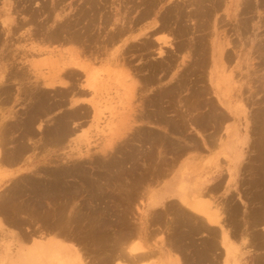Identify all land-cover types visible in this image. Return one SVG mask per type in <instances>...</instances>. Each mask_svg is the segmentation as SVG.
<instances>
[{"label":"rangeland","instance_id":"rangeland-1","mask_svg":"<svg viewBox=\"0 0 264 264\" xmlns=\"http://www.w3.org/2000/svg\"><path fill=\"white\" fill-rule=\"evenodd\" d=\"M148 1L149 0H107L106 2H103L104 4L101 3L99 5L98 11H100V14L98 13L95 16L94 14H92V11H87V9L89 8L87 7L88 5H84L83 1L81 0H61L60 7L43 8L41 10L47 11L42 12V14H38L37 17H35V13L37 12L36 10L38 9V5L40 4L33 2V6H36L37 9L36 7L34 8L31 4L32 10L36 11L34 13V16L31 17L32 21L31 19H29L30 15L26 16V19L28 21L30 20L29 23L31 24H27L22 31L19 30L22 33L17 32V35L15 34V36L12 38V41L14 40L15 42V44L13 43L12 48L16 50L14 51V57H16L11 59V57L9 56V58L7 59V67H10L9 70H13V72H9V70H7V72H9V80L10 82H12V88L10 90L11 94L0 98V132H2L3 130V132L0 134L4 136L2 139L4 146L2 147L3 150L14 151L19 147V145H23L26 147V155L24 153V159L22 162L20 161V163L15 162L14 164H5L3 167L1 166L2 172L0 171V196L2 193H5L8 190V181L11 179L17 178L26 181L42 180L43 183H46V181L48 183H51L50 180L54 178V171H58L60 169L61 171H63V169H65L66 171L69 170L70 172V170L74 166H77L79 170H85L88 175H91L93 172L94 176H91H93L94 178L99 177V180H108L109 177V179H113L112 181L114 182H111V184L117 183L118 186H116V188L109 185L106 186L105 189L107 190V195H105V197L103 198L104 200L99 199L98 197V199H96V196H94L90 192L88 193L87 190V192L84 191L76 196L75 201L71 200L72 205L69 204L71 206H74L75 209L79 208L78 210H80L81 208L83 211L75 210L79 213L86 212L85 214L81 213V215H89V212L91 211L92 213L90 216L92 217L94 216L93 214L96 213V210H100L99 212H101L102 210L101 213L103 215L105 214V217L101 213L99 214H101L105 219H111L109 225L106 226L107 223L103 225L107 227V230L109 227V231H106V228L104 227V229L102 227L104 235H99L102 231L100 233L98 232L99 234L96 233V235H94L95 232H93V228H91L93 220L88 219L90 218L88 215V218L86 220L90 221L91 229H89V225H83L84 222H78L79 226L74 225L75 227L73 226V228L71 229L76 238L75 241H73L75 243V245H73L75 246L74 248L78 252L81 251L82 257H84L85 261H89V264H92L91 262H94V260L98 258L99 259L96 261L102 262L107 257L108 248L106 249V247L108 246L106 245L112 242H109L108 240L109 243H107V239H110L109 237L111 236L110 240H112V236L114 235L116 236V238H113H115V240L117 241H113L110 244L117 246L118 248L124 246L127 249L136 247L140 248V250L143 249L144 252L148 251L150 253L148 257L142 259L141 262L143 263L139 262V264H177L175 261H179V264H181V262L193 260V256L196 254L195 252L189 251V249H195V246L201 241L200 238L202 235L195 236L196 242L193 243V245H185L187 246L185 247L183 246L184 244L179 243L180 241L176 244L175 241H173L175 246L170 247L168 241L171 243L170 239L172 234V226L171 222L166 221H171L173 218L177 217L176 214H169L170 217L167 215L168 217L165 220L166 223H164L163 220L158 221L156 218H153L152 214L155 215L156 212H158L157 214H159L160 211H162L161 209L165 208L167 203L157 205V202L154 203V201H157V199L160 201L167 198L169 195L165 193V191H168V189H171V191L175 189V192H171L173 196H171L168 200H174L177 197H179L180 199V196L182 194H190L192 195L191 197H196V199L197 197H199V193L201 190L197 185L193 187L189 186V180L191 181L194 177L198 178L197 176L199 174V170L198 162L196 161V159L198 158V156L200 157V159H203L206 154V149L202 148L201 146L193 147L190 149V151H186L185 155L181 154V152L176 153L175 151H172V147L170 146V144H167V146L166 141L163 144L159 143L160 141H157L155 139L157 138L158 134L162 133L163 130L161 127H167V125L158 124V122L155 121V117L157 115V113L155 114V112L164 111L165 116L169 118V121L177 120V116H179L183 109L185 110V112L187 111V114L195 112V114H198L199 112H201V108L196 107L193 111V106L196 104L198 98H202L204 100V97H206V95H208V98L211 97L213 99L214 105L217 109H219L220 105L225 106V101H233V105L237 107V115L239 116V118H248L247 116L251 113V111L259 110L262 106H264V100H262L260 107L257 109L256 106H253L252 103V101L256 98L259 101H261V97L264 98V90H262L263 88H260V86H262L261 80H263L264 78V51L260 52V50L257 49L261 46V40L264 38V3L261 4L259 0H250L252 4H254V7L250 8L252 12H250V9L248 10L250 12L249 13L244 12V7L243 9L242 7H239L238 4L240 3V0H223L224 2L220 0L221 4H217V6H221L219 7L220 9L216 7L214 9L215 11H211V16L203 18L200 16L197 17V15L199 14L196 12L197 7L189 5L188 0L184 1V3L186 2L185 4H187L188 6H185L184 3H182L183 0H159V2L155 6L151 7V9L150 7H147L149 3ZM215 1L216 3L217 1L219 2V0ZM173 4H180L181 7H173ZM199 8L200 7H198L197 11L203 9L204 7L200 9ZM146 10L148 13V17H141L144 12L146 13ZM148 10L150 12H148ZM50 13H52L51 16L49 15ZM101 13L106 18H108L107 22L109 20V16H111V18L113 16L114 20H117V18H119V23L123 24L125 28H127V30L129 29L128 31H126L125 29V33L123 34L122 38L120 37L119 39L123 40V42L115 43L113 45H110L107 42L106 35L108 31L114 28V25H112L113 19L107 25H104V27H106L105 32L101 34L104 37L101 36L99 41L94 42L96 39H98V26L99 28L103 27V25L101 24V20L98 17V15L103 16ZM56 14L60 15L57 19V22L60 21L59 24L63 22V16L65 17V20L67 19L66 17L69 18L71 16L69 18V21L71 20L70 22L72 23L73 21L76 22L78 20V23L76 22L77 26H74L73 28L74 33H79V31L77 30L83 28L82 30L80 29V33L83 34L85 39H87V33H85L84 31L86 30L84 28V25L87 24L89 26L90 22L92 21L91 19H93V27L96 29V31L95 33L94 31H92V33L94 35L93 37L96 39L94 41L87 42L85 46H88V49L84 46V44L82 45L81 43H77V41H71L65 44L63 43V41H61V43H53V41L48 40V34L50 32L52 33L56 28V24L53 23V16ZM82 15L84 16L81 18ZM46 16L48 18L51 17V19L48 20ZM243 19H245V22L247 21L246 23L243 21L244 25L246 24L245 26H243V24L241 23ZM177 20H180L179 22L181 23H178ZM200 22L206 23L204 27H206L207 30L202 27L198 32V28L196 25ZM183 25L189 31L188 33H184L186 35L183 34V31H179L181 30V27L183 28ZM203 29H205L206 31H204ZM34 30H36L35 36L32 35L30 38H28L26 36L28 34L27 32L32 34V31L34 33ZM72 32L73 31L71 30L70 34L68 32L64 33V37L67 36L69 38H72L71 36L75 35ZM36 33L38 34L36 35ZM204 33H209V36H206V40L204 39ZM21 34H23L25 38ZM182 34L185 37H182ZM43 38L45 41L41 40ZM198 39L199 41H201L202 39L203 42H198ZM102 41H104V43ZM51 42L53 44H51ZM147 42L153 47L151 45H147ZM196 42L198 43V45ZM203 43H207V46ZM201 44H203V46ZM80 45L82 46V48L80 47L81 50L92 52L86 55L93 56L94 60L97 59L96 62H94V67L97 70L99 69V71L97 72L100 73L102 78L105 76L104 79L107 82L103 83V87L99 88L97 93L88 96V98H95L93 101H95L96 104L100 107L98 116L94 117V114L91 112L89 113V115L87 114L84 116H80L79 119L74 120L68 119V115L74 108H76V106H78V104L74 105L71 102L73 98L76 99L78 98V96L75 95L74 97V94H70L68 88H70L71 86H76L75 84L77 81H75V77H68L65 73H63L61 78L63 82H66V85H60L58 83L56 84V87H53L51 85L41 84L39 89H35V82L40 81V83H43L44 80H47L53 75H56L54 74V71L50 72V69L53 68V66L49 64L50 61H47V59L51 55L49 56V54L46 53H38L35 50H38V47H40L43 50H54L55 52L58 51V54L56 53L53 54L54 57L52 56L53 59L55 58L56 60L57 55L59 56V51H62L63 57L65 56L67 58L71 55L70 50H76L77 48L80 50ZM119 45L129 52L127 51L128 54H126L127 52L124 54L125 59L117 68H115L114 66H111L112 60L110 59H112L111 54H113V51L117 50V46ZM145 46H147V49H145ZM181 46H183V48ZM197 46H199L197 50H199L200 52H197ZM201 46L206 50H202ZM91 47L95 48V50L97 51H93L94 49H91ZM21 50H24L25 52H21ZM78 51H76V53ZM22 53H24L25 55ZM62 53H60V56H62ZM202 54H204V56ZM201 57H203V59L205 58L204 61ZM69 58H67L66 60H68ZM13 60L16 61L13 62ZM9 63L13 65H9ZM157 63L161 65L159 66ZM154 66L155 68L159 66V69L161 70L154 69ZM187 66L190 69L187 68ZM113 67L115 68V70ZM160 67L165 68L162 69ZM22 68L23 70H21ZM53 69L56 70V65H54ZM16 70L18 71V74L16 73ZM111 70L113 71V73L111 72L113 75H111L109 72ZM191 72H193V74ZM117 73H119L120 75ZM184 73H187L186 76H188L186 77ZM110 75L111 77L107 79V76ZM115 75L120 76L119 79L117 78L116 80ZM182 76H184L182 86L184 85L186 88L182 86L179 88L177 87L175 88L177 89L176 93L174 91L171 92V90H166L167 87L170 89L176 83L180 86L181 81L183 80ZM188 77L190 78L189 80H187ZM165 87L166 89H164ZM163 89L168 92L167 97H164L165 95L162 96V94L160 96L159 92L163 91ZM182 89L184 90V92ZM82 90H85V88H82ZM202 91H205V93H203ZM38 93H40V95ZM209 93H212V95ZM156 94L159 96H157ZM39 96L43 98L45 97V99H47L48 103L50 104H54L55 102L56 106L49 110L48 114L44 116H40V114H42L40 113L35 119H33V123L29 127L27 122L31 115L30 105L31 103L32 106L35 105ZM182 96L185 98V106H181L183 105L181 101ZM50 98L52 99L50 100ZM156 98H159V100ZM60 99H62V101ZM51 101L54 102L52 103ZM174 101L178 102L176 103ZM189 107H192V110ZM209 108V106L207 108L203 107L202 110L205 112L206 109ZM165 110L167 112H165ZM187 114L185 115L187 116ZM208 114H210V111L208 112ZM59 118L61 120L64 119V121H67L68 123L66 124H69V128L73 131L70 136H68L66 139L62 138V140L57 139L58 136H49L48 133L44 132V129L48 130L52 129V127L54 128L55 122L60 120ZM151 118H153V120H151ZM170 118H172L173 120H170ZM193 120L194 119H191V124L189 123V135L190 137L199 140L200 138L197 137L199 133L196 131L192 124ZM53 121L54 124H52ZM188 122L189 118H187L186 121L187 128ZM150 133H153V136H150ZM154 133L158 134L156 135ZM172 136L173 135L169 136L170 139ZM176 137L179 136H173L172 140L176 141ZM159 145L164 146V149H161L162 147H160ZM120 146L122 148H120ZM168 147H170L171 149ZM153 149L155 152L153 151ZM162 150L164 151L163 157H161L162 154L161 156L158 154L159 151H161L162 153ZM149 153L150 155H148ZM151 154H156V156H154L155 159L153 158L154 160L151 159L153 155L148 159ZM211 159L212 158L208 160L210 161ZM105 161L107 163L109 162L110 165H113L108 166ZM212 161H210L209 163L208 161L202 162V168L200 171H204V167L207 166L211 168L214 164V162L212 163ZM103 162L106 166L103 164ZM114 164L116 165L114 166ZM221 164L222 161L217 158L216 167L220 168ZM102 165H104V168L108 167V171L105 170L103 175L102 171L100 170L102 169ZM132 166L134 168L139 167L140 169H133ZM117 170L119 171V174L117 173ZM139 171H141L142 173ZM98 174L102 175V177ZM252 174L253 172L248 175V180H250V182L252 181ZM118 175H121V177L119 178ZM30 176L32 177L30 178ZM115 176L117 178H115ZM65 178L64 181H62L64 182V184H66V182L67 184H70L71 181H74L73 177L66 176ZM120 179H122V181ZM183 180L185 181L187 189L191 192L183 187ZM5 183H8L6 187ZM136 188L138 190H136ZM234 191L239 196L242 189L240 187H235ZM231 193L232 189H230L229 187H220L218 190H214L212 192L211 200L215 202V200L217 199L216 202L218 203L219 201H221L222 197L224 198L222 200L229 198ZM133 195H135V197ZM245 198L242 201V199L239 197V201L242 203H240L242 206H245L247 208V206L251 204V201H249L247 197ZM10 199L11 198H9L6 202V209H9L11 211L13 207L17 209L18 202H20L19 205H21V207H24L27 201L24 196L14 199L16 201L12 199V202ZM202 200L203 198L201 196L200 201ZM28 202V204L33 205L31 199H29ZM208 202L211 209L212 207H216L214 205V202ZM245 202L247 204H245ZM88 203L91 209L88 207ZM74 204L78 205V208L77 206L75 207ZM26 207H24L25 209H23L22 212V208H18L20 210L19 217H23L26 221L23 222L22 228L25 227L24 229L19 228V230H17L18 228H16L10 222L15 215L13 216V214L7 213L8 215L0 216V223L4 222L6 224H0V237H5L4 239L0 240V246L2 247V251H0V254H3L4 252L3 264H7L8 262H10L13 257L15 258V255L22 251L21 249H24L23 251H25V249L27 248L26 250H28L29 247H31L32 244L36 242L37 236L39 237V235L43 233H54V230L52 229V226H54V222L52 224L49 223V221L51 222L52 219L51 217H47L48 214L44 213V209L37 210V208L35 209L33 207V209H31V206H29L30 209L33 210H30L29 212V209L27 210ZM93 208H96V210ZM216 213L218 215L217 211ZM99 214L95 215L100 216ZM151 217L153 218L152 222H150L149 220L151 219ZM17 219L20 220L19 218ZM83 219H80V221H82ZM126 221H129V226H137L138 230H135L136 232L134 235H124L122 239V233L120 231H122L123 225L127 223ZM132 221L134 224L132 223ZM130 223L132 224L130 225ZM70 224L71 223L68 222V226ZM80 224L83 225V227H80ZM10 225L12 227H10ZM263 226V224L254 225L252 222H249L248 227L250 233H248V235L244 236L243 238L236 237L237 239H230V245L227 246L230 251L223 245L218 246L219 252L221 251V253L217 255L219 257L220 254L222 255V257L220 258L217 256V260L219 261V263L256 264V262L259 261L260 257L264 256V242L263 244L261 243V240L264 237V235H262L264 234ZM27 227H30L31 230L27 229ZM174 227L175 226H173V228ZM142 228L144 229V231L142 230ZM91 230L93 234H91ZM25 231L29 232L31 236H24ZM259 232L261 236L259 235ZM105 233H108V236L105 235ZM119 235H121V237ZM104 236L106 237V239L104 238ZM118 237H120V241L119 239H117ZM98 238H100V240ZM174 238L175 237H172L173 240L176 239ZM103 239L106 241H104ZM253 243L255 246L253 245ZM129 244L130 246H128ZM179 244L182 245V248ZM256 244L258 246H256ZM114 246L112 248H116ZM179 246L181 250L179 249ZM77 247L79 249H77ZM256 247H258V249ZM109 248H111V246ZM169 248H171V250ZM99 250L102 251H100L98 255ZM140 250L138 251L143 252V250ZM103 253H105L106 255L102 256ZM101 257L103 258L101 259ZM114 263L119 264L116 261H114Z\"/></svg>","mask_w":264,"mask_h":264},{"label":"bare ground","instance_id":"bare-ground-1","mask_svg":"<svg viewBox=\"0 0 264 264\" xmlns=\"http://www.w3.org/2000/svg\"><path fill=\"white\" fill-rule=\"evenodd\" d=\"M47 1H49V2H47ZM81 1H83V4L84 5H88L87 7H89L88 9H87V11H92L93 13L92 14H94L95 16L99 13L100 14V11H98V7H99V5L101 4V3H103V2H106L107 0H81ZM184 1H187V0H183L182 1V3H184ZM189 1V5H191V6H193V7H197L196 8V12L197 13H199L198 15H197V17H208V16H211V13L213 12V10L216 8V7H221V6H217V4H221L220 3V0H219V2L217 1V3H216V1L215 0H188ZM221 1H223V0H221ZM33 2L34 3H38V4H40V5H38V9H37V7L36 6H33ZM61 0H0V24H1V28H0V98H3V96H7L8 94H11L10 93V90H11V88H12V82H10V78L8 77V75H9V72H13V70H9L10 69V67H7V59L9 58V56L11 57V59L12 58H15L14 57V51H16V50H14V48H12V45H13V43L15 44V42H14V40L12 41V38L15 36V34L17 35V32L19 33V32H21L24 28H25V26L27 25V24H31V23H29L30 22V20L28 21L27 19H26V16L28 15H30V18L29 19H31V17H33L34 16V13L36 14L35 15V17H37V15L38 14H42V12H45V11H47V10H41V9H43V8H48V7H60V5H61ZM149 3H148V6L147 7H150V9H151V7H153V6H155L158 2H159V0H149L148 1ZM224 2V1H223ZM259 2L261 3V4H263L264 3V0H259ZM186 3V2H185ZM184 3V5L186 6L187 4H185ZM188 3V2H187ZM31 4H32V6L35 8L36 7V11L35 10H32V6H31ZM104 4V3H103ZM146 5V4H145ZM174 6L173 7H181V5L180 4H173ZM239 5V7H242V9H243V7H244V12H249L248 10L250 9V8H252V7H254V4H252V2L250 1V0H240V3L238 4ZM102 6H104V5H102ZM101 6V7H102ZM170 6V5H169ZM183 6V5H182ZM184 6V7H185ZM188 6V5H187ZM190 6V7H191ZM86 7V8H87ZM100 7V8H101ZM146 7V6H145ZM198 7H200V8H202V7H204L203 9H200L199 11H197V9H198ZM209 7H211V8H209ZM122 8V7H121ZM83 9V8H82ZM105 9V8H104ZM149 9V10H150ZM220 9V8H219ZM56 10V9H55ZM54 10V11H55ZM86 10V9H85ZM143 10V9H142ZM148 10V12H150ZM217 10V9H216ZM105 11V10H104ZM140 11V10H139ZM212 11V12H211ZM215 11V10H214ZM250 12H252L251 11V9H250ZM249 12V13H250ZM81 13V12H80ZM87 13V12H86ZM106 13V12H105ZM51 14L52 13H50L49 15L51 16ZM84 14V13H83ZM89 14V13H88ZM87 14V15H88ZM102 14V13H101ZM103 14H104V12H103ZM102 14V15H103ZM174 14V13H173ZM181 14V13H180ZM245 14V13H244ZM48 15V14H47ZM63 15V14H62ZM61 15V16H62ZM108 15V14H107ZM106 15V16H107ZM119 15V14H118ZM117 15V16H118ZM143 15V16H142ZM141 15V17H148L147 15H148V13H147V10H146V13L144 12L143 14ZM152 15V14H151ZM171 15V14H170ZM177 15V14H176ZM242 15H243V13H242ZM246 15H248V14H246ZM245 15V16H246ZM42 16V15H41ZM60 15L59 14H56V15H54L53 16V23H55L56 24V28H55V30L50 34H48V40H50V41H53V43H61V41H63V43H68V42H71V41H74V42H76L77 41V43H81L82 45L84 44V46L87 44V42L89 41H94L96 38H94L93 36V33H92V31H94V33H95V31H96V29L93 27L94 25H93V19H91L92 21L90 22V25L88 26L87 24L86 25H84V28L86 29V30H84L85 31V33H87V39H85L84 38V36H83V34L82 33H80V29H78L77 31H79V33L77 32H75L74 33V30H73V28H74V26H77V24H76V22L78 21H76V22H74L73 21V23L72 22H70L69 21V18L71 17H66L67 19L65 20L64 18V16H63V22H61V24H59L60 23V21L59 22H57V19H58V17H59ZM74 16V15H73ZM84 15H82L81 16V18L83 17ZM140 16V15H139ZM191 16V15H190ZM251 16V15H250ZM255 16V15H254ZM47 17V16H46ZM98 17L100 18V20H101V24L103 25V27L102 28H99V26H98V29H97V33H98V35H97V37H98V39H96L94 42H97V41H99V39L101 38V34L102 33H104L105 32V28L106 27H104V25L106 24H108L110 21H112V19H113V16H112V18H111V16H109V20H108V22H107V19L108 18H106L104 15L103 16H101V15H98ZM106 19H105V18ZM178 17H180V16H178ZM182 17H184V16H182ZM248 17V16H247ZM246 17V18H247ZM48 18V17H47ZM165 18H167V17H165ZM212 18V17H211ZM210 18V19H211ZM245 18V17H244ZM39 19V18H38ZM49 19H51V17H49L48 18V20ZM77 19V18H76ZM90 19V18H89ZM141 19V18H140ZM143 19V18H142ZM179 19V18H178ZM189 19V18H188ZM191 19V18H190ZM206 19V18H205ZM248 19V18H247ZM73 20H75V19H73ZM181 20V19H180ZM180 20H177L178 21V23H181V22H179ZM183 20V19H182ZM245 19H243L242 21H241V23L243 24V26H245L244 25V21ZM251 20V19H250ZM31 21H32V19H31ZM204 21V20H203ZM244 21V22H243ZM84 22V21H83ZM113 23H112V25H114V28H112L110 31H108V33H107V35H106V38H107V42L110 44V45H113V44H115V43H120V42H123V40H119L120 39V37L122 38V36H123V34L125 33V29H126V31H128L127 30V28H125V26L123 25V24H121V23H119L120 22V20H119V18H117V20H114L113 19V21H112ZM116 22H118V23H116ZM188 22V21H187ZM195 22V21H194ZM247 22V21H246ZM245 22V23H246ZM78 23V22H77ZM80 23V22H79ZM164 24V23H163ZM33 25V24H32ZM32 25H30V26H32ZM39 25H41V24H39ZM166 25V24H165ZM179 25V24H178ZM206 25V23L205 22H200L199 24H197L196 26H197V28H198V32H199V30L202 28V27H204ZM160 26H161V24H160ZM162 26H164V25H162ZM39 27V26H38ZM42 27V26H41ZM82 27V26H81ZM128 27V26H127ZM166 27V26H165ZM97 28V27H96ZM148 28V27H147ZM206 30H207V28L206 27H204ZM33 29V28H32ZM83 29V28H82ZM81 29V30H82ZM181 30H179V31H183V34L184 33H188L189 31H188V29H186L185 27H184V25H183V28L181 27L180 28ZM195 29V28H194ZM205 29H203L204 31H206ZM19 30H21V31H19ZM71 30L73 31L72 33H74L73 35L74 36H71L72 38H69V37H64L65 36V34L64 33H71ZM131 30V29H130ZM161 30V29H160ZM31 31V30H30ZM35 31L36 30H34V33H33V31H32V34L31 33H29V32H27L25 35L28 37V38H30L32 35H34L35 36ZM177 31V30H176ZM26 32V31H25ZM132 32V31H131ZM180 32V33H181ZM22 33V32H21ZM24 33V32H23ZM133 33V32H132ZM193 33H195V32H193ZM38 33H36V35H37ZM182 34V37H185L184 35H186V34H184L183 35ZM203 34V33H202ZM205 34V33H204ZM21 35H23V34H21ZM180 35V34H179ZM209 36V33H207V34H205V37H204V39L206 40V36ZM24 36V35H23ZM22 36V37H23ZM181 36V35H180ZM199 36V35H198ZM201 36V35H200ZM89 37V38H88ZM102 37H104V36H102ZM126 37V36H125ZM203 37V36H202ZM16 38V37H15ZM24 38H25V36H24ZM20 39V38H19ZM18 39V40H19ZM184 39V38H183ZM182 39V40H183ZM203 39V40H204ZM208 39H209V37H208ZM23 40V39H22ZM41 40H43V41H45L44 40V38L43 39H41ZM47 41V40H46ZM184 41V40H183ZM103 43H104V41H102ZM150 42V41H149ZM185 42V41H184ZM183 42V43H184ZM198 42H203L202 41V39H201V41H199V39H198ZM52 42H51V44H53ZM146 43V42H145ZM148 43V42H147ZM197 43V42H196ZM208 43V42H207ZM207 43L206 44H204V45H206L207 46ZM89 44V43H88ZM144 44V43H143ZM203 44H201L202 46H203ZM260 44V43H259ZM117 45V44H116ZM146 45V44H145ZM147 45H149V43L147 44ZM151 45V44H150ZM149 45V46H150ZM189 45V44H188ZM197 45H198V43H197ZM261 46L259 47V48H257V49H259L260 50V52L262 51H264V38L261 40V44H260ZM83 46V47H84ZM129 46V45H128ZM152 46V45H151ZM192 46V45H191ZM201 46V48H202V50H206L204 47H202ZM259 46V45H258ZM38 47V46H37ZM82 48V46L80 45L79 46V48ZM86 47V46H85ZM90 47V46H89ZM135 47V46H134ZM146 48L145 49H147V46H145ZM153 47V46H152ZM179 47V46H178ZM182 48H183V46H181ZM187 47V46H186ZM198 47L199 46H197V48H196V50L198 49ZM22 48H23V46H22ZM26 48V47H25ZM24 48V49H25ZM56 48V47H55ZM54 48V49H55ZM81 48H80V50L77 48L76 50H70V53H71V57L69 58V57H67V58H69L68 60H66L67 58L64 56L63 57V53H62V51H59L60 53H62V56H60L61 54L59 53V56L57 55V57H56V60H55V58L53 59V57H54V55L53 54H58V51L57 52H55L54 50H52V51H48V50H46V49H41L40 47H38V50H35V51H37L38 53H42V54H49V58L47 59V61H50V65H52L53 66V68H54V65H56V70H54L53 68H51L50 70V72H52V71H54V74H56V75H53L52 77H50V78H48L47 80H42L43 81V83H40V81L38 82H35V89H39L40 88V86H41V84L42 85H51V86H53V87H56V84H60V85H66V82H63V80H62V78H61V76L63 75V73H65L66 74V76H68V77H75V81H77L76 82V86L75 87H73V86H71L70 88H68V90H69V92H70V94H74V97H75V95L76 96H78V98H73L72 99V104H78V106H76V108H74L72 111H71V113L68 115L69 116V118L68 119H79L80 118V116H84V115H89V113H93L94 114V117H96V116H98V111L100 110L99 108V106L96 104V102L95 101H93L94 99H92V98H88V96H90V95H93V94H95V93H97V91L99 90V88H101V87H103V83H105V82H107L105 79H104V77L102 78V76L100 75V73L99 72H97V71H99V69L97 70L95 67H94V62H96V60L97 59H95L94 60V57L93 56H87L86 54H89V53H92L91 51L90 52H88L87 50H81ZM87 49H88V46L86 47ZM86 48H84V49H86ZM185 48V47H184ZM53 49V48H52ZM91 49H94L93 51H97V50H95V48H92L91 47ZM90 49V50H91ZM97 49V48H96ZM129 49V48H128ZM189 49V48H188ZM26 50V49H25ZM67 50V49H66ZM79 50V51H78ZM130 50V49H129ZM153 50V49H152ZM201 50V51H202ZM18 51V50H17ZM24 51V50H23ZM22 50H21V52H23ZM76 51H78L77 53H76ZM128 50H125V48H122V46H117V50L116 51H113V54H111L112 55V59H110V60H112V64H111V66H114L115 68H117L119 65H120V63H122V61L125 59L124 57V54L127 52ZM177 51V50H176ZM188 51V50H187ZM199 50H197V52H198ZM19 52V51H18ZM25 52V51H24ZM29 52V51H28ZM129 52V51H128ZM128 52L126 53V54H128ZM145 52V51H144ZM200 52V51H199ZM207 52V51H206ZM27 53V52H26ZM69 53V54H70ZM75 53H76V55H75ZM195 53V52H194ZM22 54H24V53H22ZM93 54H94V52H93ZM198 54V53H197ZM200 54V53H199ZM263 54V53H262ZM21 55V54H20ZM19 55V56H20ZM25 55V54H24ZM65 55V54H64ZM100 55V54H99ZM203 56H204V54H202ZM43 56V55H42ZM53 56V57H52ZM56 56V55H55ZM58 57H59V59H58ZM202 59H203V57H201ZM46 59V58H45ZM53 59V60H52ZM205 59V58H204ZM204 59H203V61H204ZM17 60V59H16ZM16 60H13V62L14 61H16ZM55 60V61H54ZM58 60V61H57ZM208 60H209V58H208ZM11 61V60H10ZM52 61V62H51ZM57 61V62H56ZM174 62V61H173ZM52 63V64H51ZM54 63V64H53ZM98 63V62H97ZM109 63V62H108ZM23 64H25V63H23ZM48 64V65H49ZM158 64V63H157ZM9 65H13V64H10L9 63ZM159 66L161 65V64H158ZM26 66V65H25ZM159 66H157L156 68H155V66H154V69H159ZM23 67V66H22ZM113 67V68H114ZM166 67V66H165ZM165 67H160V68H162V69H164ZM26 68V67H25ZM45 68V67H44ZM115 68H114V70H115ZM184 68V67H183ZM187 68H189L188 66H187ZM12 69V68H11ZM18 69V68H17ZM190 69V68H189ZM7 70H9V72H7ZM21 70H23V68L21 69ZM113 70V69H112ZM109 71L110 72V74L111 75H113L112 73H113V71ZM151 70V69H150ZM159 70H161V69H159ZM117 71V70H116ZM163 71V70H162ZM191 71H193V70H191ZM18 71L16 70V73H17ZM112 72V73H111ZM115 72V71H114ZM161 72V71H160ZM197 72V71H196ZM20 73H22V72H20ZM192 74H193V72H191ZM14 74V73H13ZM18 74V73H17ZM115 74V73H114ZM117 74H119V73H117ZM187 74V73H186ZM186 74L184 73V75L186 76ZM11 75H12V73H11ZM111 75L110 76H107V79L108 78H110L111 77ZM120 75V74H119ZM149 75H150V73H149ZM118 75H115V77H113V78H115L116 80H117V78L119 79V77L120 76H118ZM188 76V75H187ZM186 76V77H187ZM64 77V76H63ZM166 77V76H165ZM13 78V77H12ZM181 78V77H180ZM182 78H183V80L181 81V85L179 86V85H177V83L175 84V85H177V86H173L172 88H168L167 87V89H166V87L164 88V89H166V90H171V92L172 91H174L175 93H176V90L177 89H175V88H179V87H181L182 86V83H183V81H184V76H182ZM15 79V78H14ZM43 79H44V77H43ZM124 79V78H123ZM163 79V78H162ZM190 78L188 77V79L187 80H189ZM178 80H180V79H178ZM199 80V79H198ZM74 81V82H75ZM262 81V86H260V88H263L262 90H264V78H263V80H261ZM73 82V83H74ZM190 83H191V81H190ZM58 86V85H57ZM204 86V85H203ZM23 87V86H22ZM182 87H185L184 85L182 86ZM73 88V89H72ZM82 88H85V90H82ZM186 88V87H185ZM191 88V87H190ZM203 88V87H202ZM162 89V88H161ZM163 89V91H161V92H159L160 93V96H161V94H162V96H164V97H167V93L168 92H166V90H164ZM179 90V89H178ZM183 90V89H182ZM182 90H180V91H182ZM199 90H201V89H199ZM208 90H209V88H208ZM44 91H46V90H44ZM13 92V91H12ZM34 92V91H33ZM183 92H184V90H183ZM203 93H205V91H202ZM48 93V92H47ZM51 93V92H50ZM56 93V92H55ZM181 93V92H180ZM193 93V92H192ZM39 95H40V93H38ZM43 94H45V93H43ZM63 94V93H62ZM209 94H211L212 95V93H209ZM157 95V94H156ZM169 95V94H168ZM174 95V94H173ZM45 96V95H44ZM47 96H48V94H47ZM50 96H51V94H50ZM53 96V95H52ZM57 96V95H56ZM157 96H159V95H157ZM171 96V95H170ZM193 96V95H192ZM34 97V96H33ZM46 97V96H45ZM45 97L43 98V97H38V99H37V103L35 104V105H33L32 106V103H31V115H30V118H29V120H28V122H27V124H28V126L30 127L31 126V124L33 123V119H35L40 113H42V114H40V116L42 115V116H44V115H46V114H48V112H49V110H51L52 108H54V106H56V104H55V102L54 101H51L52 103L54 102V104H50V103H48V100L47 99H45ZM54 97V96H53ZM94 97V96H93ZM176 97H177V95H176ZM179 97V96H178ZM181 97V96H180ZM199 97V96H198ZM201 97V96H200ZM207 97H208V95H207ZM17 98V97H16ZM48 98H49V96H48ZM170 98V97H169ZM183 96H182V98H181V101H182V104L183 105H181V106H184V103H183ZM195 98H196V96H195ZM205 98V97H204ZM209 98H211V97H209ZM52 98H50V100H51ZM156 99H158L159 100V98H156ZM173 99V98H172ZM179 99V98H178ZM190 99V98H189ZM193 99V98H192ZM202 99V98H201ZM200 98H198V101H200L201 100ZM206 99H208V98H206ZM212 99V98H211ZM210 99V100H211ZM34 100V99H33ZM49 100V101H50ZM61 101H62V99H60ZM64 100V99H63ZM203 100V99H202ZM201 100V101H202ZM173 101V100H172ZM180 101V102H181ZM194 101V100H193ZM201 101L200 102H196V105L195 106H198L197 104H199L200 103V105H199V107L201 106ZM204 101H205V99H204ZM209 100H206L205 102H207V103H205L204 104V102L202 101V105L204 104V105H208L209 106V104L211 103V107H213L212 106V102H213V99H212V101L210 102H208ZM32 102V101H31ZM65 102V101H64ZM174 102H178V101H174ZM216 102V101H215ZM11 103V102H10ZM57 103V102H56ZM163 103V102H162ZM214 104V103H213ZM58 105V104H57ZM88 105V106H87ZM180 105V104H179ZM178 105V106H179ZM190 105V104H189ZM194 105V104H193ZM207 105H206V107H207ZM169 106V105H168ZM89 107V108H88ZM172 107V106H171ZM188 107V106H187ZM210 107V106H209ZM216 106H214L213 108H215ZM180 108V107H179ZM190 108V107H189ZM192 108V107H191ZM190 108V109H191ZM213 108H210L211 110L213 109ZM30 109V108H29ZM72 109V108H71ZM92 109V110H91ZM162 109V108H161ZM183 109V108H182ZM187 109V108H186ZM193 109H195L194 107H193ZM209 109V110H210ZM192 110V109H191ZM210 110V111H211ZM218 110V109H217ZM216 109H215V112L217 111ZM261 110V111H260ZM152 111V110H151ZM182 111V110H181ZM180 111V112H181ZM194 111V110H193ZM213 112H214V109L212 110ZM219 111H220V109H219ZM165 112H167L166 110H165ZM177 112V111H176ZM187 112V111H186ZM185 112V110L183 109V111L179 114V116H177L178 118H180V119H178L177 118V120H174V121H169V118H167V116H165V113H164V111H160V112H155V114L157 113V115H156V117H155V121H157L158 122V124H162V125H167V127L166 126H162L161 128H162V133H160V134H156V133H154V134H156L157 135V138L155 139V140H157V141H160L159 143H161V144H163V143H165V141H166V145L167 144H170V146L172 147V151H175L176 153H178V152H181V154H184L185 152H186V150L184 151V153H183V144L185 143L183 140V136L185 135V130L187 129V124H186V121H187V118H189L190 120L191 119H193V116L195 115V113H194V115H193V113H190L189 115H190V117H189V115L187 114ZM258 112H259V114H255V111L253 112V114L251 113V115H253V117L252 118H254V119H258L259 120V117H260V120L259 121H257V122H259V123H261L262 125L264 124V106L263 107H261L259 110H258ZM187 114V116L185 115V114ZM221 113V112H220ZM256 113H257V111H256ZM151 114H154V113H151ZM201 114V113H200ZM203 114V113H202ZM207 114V113H206ZM205 114V112H204V115H206ZM211 114V113H210ZM225 114V113H224ZM254 114H255V116H254ZM203 115V116H204ZM215 115V114H214ZM221 116H222V114H220ZM258 115H260V116H258ZM148 116H151V115H148ZM176 116V115H175ZM203 116H201V118H198V119H196V120H199V119H202L203 118ZM207 116V117H206ZM206 116H204V117H206L205 118V120L204 121H207V120H209L208 118V115H206ZM198 117H200V115L198 116ZM210 117H212V116H210ZM214 117H219V114H218V116H217V114H216V116H214ZM256 117V118H255ZM39 118H41V117H39ZM65 118V117H64ZM82 118V117H81ZM175 118V117H174ZM213 118V117H212ZM211 118V120H213ZM60 119V118H59ZM150 119V118H149ZM254 119H252V121L254 120ZM73 120V121H74ZM151 120H153V118H151ZM170 120H173L172 118H170ZM195 120V122H197ZM211 120L209 121L210 122V124H212L211 123ZM216 120V119H215ZM26 121V120H25ZM69 121V120H68ZM256 121V120H255ZM261 121V122H260ZM72 122V121H71ZM156 122V123H157ZM202 122V124H204V122L203 121H201ZM52 123V122H51ZM66 123H68L67 121H64V119L63 120H58L57 122H55V125H54V128L52 127V129H44V132H46V133H48V135L49 136H58L57 137V139H59V140H62V138L63 139H66L68 136H70V134H72L73 133V131L69 128V124H66ZM73 123V122H72ZM219 123V122H218ZM253 123L255 124V122L253 121ZM52 124H54V121H53V123ZM51 124V125H52ZM260 125V124H255V126L256 127H258V126ZM262 125H261V128H262ZM72 126V125H71ZM197 126V125H196ZM201 126V125H200ZM214 126V125H213ZM49 127H51V126H49ZM204 127V126H203ZM252 127H253V125H252ZM255 128V127H254ZM258 128H260V127H258ZM258 128H257V130H258ZM5 129V128H4ZM214 129H216L217 130V128H214ZM221 129V128H220ZM252 129V128H251ZM30 130V129H29ZM261 130V129H260ZM34 131V130H33ZM2 132H3V130H2ZM2 132H0V133H2ZM186 132H187V130H186ZM252 132V131H251ZM254 132H256V134H257V131H256V129H255V131H254V129H253V134H254ZM261 132V131H260ZM263 132V131H262ZM261 132V133H262ZM27 133V132H26ZM43 133V132H42ZM188 133V132H187ZM186 133V134H187ZM264 133V132H263ZM24 134V133H23ZM23 134H21V135H23ZM256 134H254L255 135V137L257 136ZM258 134H260V133H258ZM150 136H153V133H150L149 134ZM170 135H173V136H179V137H176L175 139H176V141H174V140H172L173 138V136L171 137V139H170ZM253 135V136H254ZM26 136V135H25ZM144 136V135H143ZM260 136V135H259ZM262 136V135H261ZM264 136V135H263ZM3 137L4 136H2L1 134H0V171H1V166L3 167L5 164H14L15 162H19L20 163V161L22 162L23 161V159H24V153H25V149H26V147L25 146H23V145H19V147L16 149V150H14V151H7V150H3V147L2 146H4L3 145V141H2V139H3ZM23 137V136H22ZM187 137H189L188 135H186L185 136V138H187ZM149 138V137H148ZM153 138V137H152ZM155 138V137H154ZM258 139L260 138V140L262 139L261 137H257ZM256 138V139H257ZM190 139H188L187 138V141H189ZM264 140V139H263ZM178 141H179V143H178ZM199 140H197L196 141V143L198 142ZM182 144H181V143ZM184 142V143H183ZM193 142L195 143V141L193 140ZM151 143V142H150ZM186 143H191L190 141L189 142H186ZM185 143V145H186V147L187 148H189V145L190 144H186ZM261 143H264L263 141H261ZM157 144H158V142H157ZM160 144V145H161ZM251 144H253V143H251ZM257 144V143H256ZM159 145V146H160ZM165 145V144H164ZM184 145V146H185ZM194 145V144H193ZM192 145V143H191V145H190V147L191 146H193ZM197 145L198 146H200L199 145V142L197 143ZM197 145H195L196 147H197ZM14 146V145H13ZM168 146V145H167ZM175 146V147H174ZM194 146V147H195ZM252 146V145H251ZM257 146V145H256ZM160 147H162L161 149H164V146H160ZM166 147V146H165ZM250 147V146H249ZM120 148H122L121 146H120ZM168 148H170V147H168ZM264 148V147H263ZM155 149V148H154ZM154 149H153V151H154ZM160 149V148H159ZM171 149V148H170ZM170 149H166V150H170ZM149 151H150V149H149ZM188 151V150H187ZM262 151V150H261ZM264 151V150H263ZM262 151V152H263ZM147 152V151H146ZM152 152V151H151ZM150 152V153H151ZM155 152V151H154ZM163 150H162V153H161V151H159V155L161 156V154H162V156L161 157H163L164 155H163ZM254 152V151H253ZM258 152H260V151H258ZM150 153L148 154V155H150ZM261 153V152H260ZM186 154V153H185ZM255 154H257L258 155V153L256 152ZM25 155H26V153H25ZM144 155V154H143ZM147 155V156H148ZM152 155H153V157H152ZM168 155V154H167ZM134 156H135V154H134ZM154 156H156V154H151V156H149L148 157V159L149 158H151L152 160H154L155 159V157ZM254 156V155H253ZM252 156V157H253ZM133 157V156H132ZM143 157V156H142ZM168 157V156H167ZM170 157V156H169ZM252 157L250 156V161H251V159H252ZM255 157H256V155H255ZM263 157V156H262ZM138 158V157H137ZM137 158H135V159H137ZM145 158V157H144ZM154 158V159H153ZM257 158H258V156H257ZM95 159V158H94ZM124 159V158H123ZM173 159V158H172ZM253 159H254V157H253ZM261 159V158H260ZM104 160H105V158H104ZM160 160V159H159ZM108 161V160H107ZM137 161V160H136ZM249 161V162H250ZM97 162H98V160H97ZM106 162V161H105ZM120 162H121V160H120ZM107 163V162H106ZM251 163V162H250ZM99 164V163H98ZM102 164V163H101ZM103 164H104V162H103ZM116 164H117V162H116ZM116 164H114V166L116 165ZM165 164V163H164ZM246 164V163H245ZM105 165V164H104ZM104 165H102V169H100L101 171H102V175H103V173L105 172V170L106 171H108V167H106V168H104ZM107 165L109 166L110 164H109V162L107 163ZM113 164H111L110 166H112ZM166 165V164H165ZM248 165H249V163H248ZM248 165H245L244 167H246L247 168V166ZM263 165V164H262ZM100 166V165H99ZM106 166V165H105ZM159 166V165H158ZM168 166H169V164H168ZM167 166V167H168ZM261 166V165H260ZM119 167V166H118ZM133 167V166H132ZM160 167H162V166H160ZM258 167H259V165L257 166V169H258ZM261 167H263V170H256V171H253V170H255L254 168L252 169V172H253V174H252V181L250 182V184H251V186H252V188H245L244 190L246 191V189H247V192H245L244 190H242V191H240V195L238 196V199H239V197L242 199V201H243V199L245 198V197H247V199L249 200V201H251V204H249V206H247V208L245 207V206H242L240 203L239 204H236V202H233V201H235V199H234V197H229V198H227V199H225V200H222V201H219L217 204H214V205H216V207H217V212H218V215H217V213H214L215 212V210L213 209L214 207H212V209H211V207L209 206V202L208 201H210V200H204V198H210V199H212L211 198V194H212V192L214 191V190H218L220 187L219 186H215V187H211V188H207V189H202L201 191H200V193H199V197H201L202 196V198H203V200L202 201H199L200 199L198 198V201H197V199H196V197H192V198H189V197H187V195H184V194H182L181 196H180V200L179 201H176V202H172V201H170V202H168L167 204H166V206H165V208H163V209H161L162 211H160V213L159 214H157L158 212H156V214L154 215V214H152V216H153V218H156L158 221H164V223H166V222H171V226H172V234H171V239H170V241H171V243L168 241V244H169V246L170 247H172V246H175L174 245V242L173 241H175V244L176 243H178L179 241V243H182V244H184L183 246H185V245H193V243H195L196 242V235H199V233L201 234V231H204V235L202 234V236H201V241L199 242V244H197L196 246H195V249H189V251H192V252H195L196 254L193 256V260H189V261H185V262H181V264H220L219 263V261L217 260V254H219V253H221V251L219 252V247L218 246H225V247H227V246H229L230 245V239H232L233 240V238H235V239H237L236 237H240V238H243L244 236H246V235H248V233H250V231H249V227H248V223L249 222H252L254 225H261V224H263L264 225V165L263 166H261ZM99 168V167H98ZM112 168V167H111ZM116 168V167H115ZM131 168V167H130ZM139 168V167H138ZM138 168H134L133 167V169H138ZM245 168V170H247ZM47 169V168H46ZM126 169V168H125ZM140 169V168H139ZM166 169V168H165ZM164 169V170H165ZM262 169V168H261ZM48 170V169H47ZM136 171V170H135ZM2 172V171H1ZM96 172V171H95ZM115 172V171H114ZM139 172H141V171H139ZM251 172V171H250ZM3 173H4V170H3ZM3 173H2V175H3ZM89 173V172H88ZM99 173H101V172H99ZM117 173L119 174V171L117 170ZM124 173V172H123ZM142 173V172H141ZM90 174V173H89ZM110 174V173H109ZM121 174V173H120ZM244 174H245V171H244ZM45 175V174H44ZM53 175H54V178L52 179V180H50L51 181V183H48L47 181H46V183H43L42 182V180L41 181H38V180H35V181H32V180H23V179H11V180H9V181H11V183H10V185H9V188L7 187V191L5 192V193H2L1 194V196H0V216H3V215H8L7 213H9V214H13V219H12V221H10L16 228H18L17 230H19V228L21 229L22 228V226H23V222L25 221L24 220V218L23 217H21V219H20V217H19V215H20V210L18 209L19 207L20 208H22L21 209V212H22V210L23 209H25L24 207H26L27 206V204L29 203L28 202V200L29 199H31V201L33 202V205H30V204H28V206L26 207L27 208V210L30 212V210L31 209H33V208H37V210H40V209H44L45 211H44V213L46 214H48V218L49 217H51V222L49 221V223H53L54 222V226H52V225H50V226H52V229L54 230V233H49V234H41V235H39V237L37 238L36 237V242H34V244H33V246H31V247H29V249L28 250H26L25 249V251H23V249H21L22 251H20L19 253H17L16 255H15V258L13 257V259L12 260H10V262H8V264H89L87 261H85L84 260V257H82V253H81V251L80 252H78L74 247L75 246H73V245H75V243L73 242V241H75V235L73 234V232H72V228H73V226L74 225H76V226H79L78 224L79 223H81V222H84L83 223V225H85V226H88L89 225V229H91V228H93L92 230H93V232H95V234L94 235H96V233L97 234H99L103 229H102V227L106 230V231H109V227H108V230H107V225H109V222L111 221V219H105V218H103V216L105 215H103L101 212H102V210H101V212H99L100 210H96V208H93V209H95L96 210V213H94L93 215L94 216H90L91 215V211L89 212L90 214L88 215V214H86V215H81V213H86V212H78V211H83L81 208H80V210H78L79 208H78V205H75V207L77 206V208L78 209H75L74 208V206H71L72 204H71V202L72 201H75V197L76 196H78L80 193H82V192H84V191H86L87 192V190H88V193L90 192L91 194H93L94 196H96V199H102V200H104L103 198L105 197V195H107L106 194V192H107V190L105 189V187L106 186H111V187H115L116 188V186H118V184L117 183H112L111 184V182H114V181H112L111 179H109L108 178V180H104L103 178V180H99V177H96V178H94L93 176H94V174H93V172H92V174L91 175H93V176H91V175H88L86 172H85V170H79V168L76 166H74L71 170H70V172H69V170H65V169H63V171H61V169L60 170H56V171H54L53 172ZM98 175H100V174H98ZM102 175H100L101 177H102ZM107 175V174H106ZM114 175V174H113ZM163 175H164V173H163ZM66 176H69V177H73V179H74V181L72 182H70V184L68 183L67 184V182H66V184H64V182H62V181H64V178L66 177ZM108 176V175H107ZM161 176V175H160ZM32 176H30V178H31ZM118 177L120 178L121 177V175H118ZM37 178V177H36ZM111 178H113V177H111ZM115 178H117L116 176H115ZM66 179V178H65ZM106 179V178H105ZM245 179V178H244ZM121 181H122V179H120ZM246 180H247V178H246ZM49 181V180H48ZM67 181H69V180H67ZM120 181V182H121ZM56 183V184H55ZM72 183V184H71ZM111 185H110V184ZM119 183V182H118ZM249 184V183H248ZM140 185V184H139ZM247 187V186H246ZM108 189V188H107ZM132 189V188H131ZM213 189V190H212ZM118 190V189H117ZM127 190V189H126ZM136 190H138L137 188H136ZM136 190H135V193H136ZM109 191V190H108ZM111 192V191H110ZM130 193V192H129ZM201 195V196H200ZM246 195V196H245ZM22 196H24L26 199H27V201H26V205L24 206L23 204H24V202H23V206L24 207H21V205H19L20 204V202H18L17 203V209L16 208H14L13 207V209H12V211L11 210H9V209H6L7 208V200L9 199V198H11L10 200H11V202H12V199L14 200V199H17L18 197H22ZM89 196V195H88ZM132 196V195H131ZM134 197H135V195H133ZM17 197V198H16ZM98 197V198H97ZM191 197V196H190ZM215 197V196H214ZM244 197V198H243ZM236 198V197H235ZM74 199V200H73ZM240 199V200H241ZM9 200V201H10ZM72 200V201H71ZM109 200V199H108ZM132 200V199H131ZM245 200H246V198H245ZM14 201H16V200H14ZM129 201V200H128ZM216 201V200H215ZM237 201V200H236ZM22 202V201H21ZM97 202V201H96ZM130 202H132V201H130ZM134 202V201H133ZM211 202V201H210ZM213 202V201H212ZM16 204V203H15ZM14 204V205H15ZM69 204H71V205H69ZM137 204V203H136ZM169 204V205H168ZM245 204H247L246 202H245ZM18 205H19V207H18ZM203 207H202V206ZM12 206V205H11ZM29 206H31V209H30V207ZM213 206V205H212ZM33 207V208H32ZM88 207H89V203H88ZM90 208V207H89ZM35 209H34V211H35ZM91 209V208H90ZM98 209V208H97ZM26 210V211H27ZM36 210V211H37ZM75 210H78V211H75ZM85 210H87V209H85ZM106 210V209H105ZM31 211H33V210H31ZM68 211V212H67ZM104 212V211H103ZM109 212V211H108ZM162 212V213H161ZM34 213V212H33ZM88 213V212H87ZM99 213H101V214H99L100 216H96V215H98ZM106 213V212H105ZM172 213H175L176 214V216L177 217H175V218H170V219H172L171 221H166L165 222V220H166V218L169 216V214L170 215H172ZM24 214V213H23ZM96 214V215H95ZM90 217V218H88V216ZM168 215V216H167ZM107 216V215H106ZM34 217V216H33ZM105 217V216H104ZM170 217V216H169ZM4 218V217H3ZM17 218H19L20 220H18ZM26 218V217H25ZM84 218V219H83ZM91 219V220H93V223H92V227L90 228V221H87L86 219ZM125 218V217H124ZM153 218L151 217V219H149L150 220V222H152V220H153ZM80 219H83L82 221H80ZM155 220V219H154ZM5 221V220H4ZM26 222V221H25ZM68 222H70L71 224L68 226ZM79 222V223H78ZM113 222V221H112ZM120 222V221H119ZM127 222V221H126ZM129 222V221H128ZM126 223L125 225H123V228H122V231H120L122 234V237H121V235H119L122 239H123V236L124 235H134L135 234V230H138V227L136 228V227H133V226H129L128 224L129 223ZM135 222V221H134ZM9 223V222H8ZM33 223V222H32ZM39 223V222H38ZM66 223H67V225H66ZM107 223V224H106ZM116 223V222H115ZM132 223H133V221H132ZM132 223H130V225L132 224ZM1 225L3 224V225H6L4 222L3 223H0ZM10 224V223H9ZM25 224V223H24ZM106 224V226H103V225H105ZM134 224V223H133ZM44 225V224H43ZM83 225H81L80 224V227L82 226L83 227ZM152 225V224H151ZM167 225V224H166ZM28 226V225H27ZM32 226V225H31ZM66 226V227H65ZM68 226V227H67ZM140 226V225H139ZM170 226V225H169ZM168 226V227H169ZM170 226V227H171ZM173 226H175L174 228H173ZM10 227H12L11 225H10ZM33 227V226H32ZM75 227V226H74ZM264 227V226H263ZM25 228V227H24ZM24 228H22V229H24ZM79 228V227H78ZM27 229H30V227H27ZM159 229V228H158ZM168 229V228H167ZM173 229H174V231H173ZM256 229V228H255ZM31 230V229H30ZM30 230H29V232H30ZM92 230H91V234H93V232H92ZM140 230V229H139ZM142 230L144 231V229L142 228ZM170 230V231H171ZM229 230H231V231H229ZM23 232V231H22ZM29 232H26L25 231V233H27V236H31L30 235V233ZM32 232H34V231H32ZM99 232V233H98ZM104 231H102L101 232V234H99V235H104V233H103ZM142 232V231H141ZM256 232V231H255ZM36 233V232H35ZM103 233V234H102ZM111 233V232H110ZM159 233V232H158ZM169 233V232H168ZM253 233V232H252ZM257 233V232H256ZM115 234V233H114ZM117 234V233H116ZM258 234V233H257ZM262 234V233H261ZM44 235H47V236H44ZM105 235H107L108 236V233L106 234L105 233ZM138 235V234H137ZM169 235V234H168ZM259 235H260V232H259ZM262 235H264V234H262ZM41 236V237H40ZM136 236V235H135ZM170 236V235H169ZM261 236V235H260ZM51 237H52V239H51ZM113 237H115L116 238V236L114 235V236H112V240H110L111 239V236L109 237L110 239H107V243H109L110 241H117V240H115V238H113ZM120 237H118L117 239H119V241L121 240L120 239ZM172 237H175L174 239L175 240H173L172 239ZM33 238V237H32ZM104 238L106 239V237L104 236ZM254 238H255V236H254ZM93 239V238H92ZM99 240H100V238H98ZM114 239V240H113ZM126 239V238H125ZM182 239V240H181ZM30 240H32V239H30ZM104 240V239H103ZM108 240H109V242H108ZM231 240V241H232ZM95 241V240H94ZM104 241H106V240H104ZM123 241V240H122ZM121 241V242H122ZM129 241H131V240H129ZM135 241V240H134ZM199 241V240H198ZM78 242V241H77ZM97 242V241H96ZM112 242H110V243H112ZM125 242V241H124ZM123 242V243H124ZM263 242H264V237L262 238V240H261V243L263 244ZM86 243V242H85ZM106 243V242H105ZM107 244L106 246H108V247H106V249L108 250V255H107V257L102 261V262H99V261H96V260H98V259H96V260H94V262L92 261L91 263L92 264H116V263H114V261H116L117 263H119V264H139V262H141L142 261V259L143 258H146V257H148L149 255H150V253L147 251V252H144V250L143 249H141L140 250V248H126L125 246V248L124 247H121V248H118L117 246H114V245H112V244ZM120 243V242H119ZM135 243V242H134ZM173 243V244H172ZM256 243V242H255ZM131 244V243H130ZM130 244L128 245V246H130ZM249 244H251V243H249ZM258 244V243H257ZM256 244V246H258ZM73 247H71V246ZM90 245V244H89ZM135 245V244H134ZM179 245H181V244H179ZM234 245V244H233ZM247 245H248V243H247ZM246 245V246H247ZM253 245H254V243H253ZM92 246H95V245H92ZM98 246V245H97ZM96 246V247H97ZM100 246V245H99ZM104 246V245H103ZM111 246V248H109ZM116 247V248H112V247ZM122 246V245H121ZM127 246V247H128ZM187 246H185V247H187ZM255 246V245H254ZM134 247V246H133ZM139 247V246H138ZM248 247H251V246H248ZM253 247V246H252ZM101 248V247H100ZM181 248H182V245H181ZM235 248V247H234ZM254 248V247H253ZM257 249H258V247H256ZM77 249H79L78 247H77ZM95 249V248H94ZM97 249V248H96ZM105 249V250H106ZM170 250H171V248H169ZM179 249H180V246H179ZM223 249V248H222ZM227 249L229 250V248L227 247ZM255 249V248H254ZM81 250V249H80ZM90 250V249H89ZM103 250V249H102ZM102 250H99L98 251V255H99V253H100V251H102ZM106 250V251H107ZM138 250H140V251H142L143 250V252H139ZM181 250V249H180ZM186 250V249H185ZM256 250V249H255ZM131 251V252H130ZM145 251H146V249H145ZM230 251V250H229ZM258 251V250H257ZM256 251V252H257ZM261 251V250H260ZM264 251V250H263ZM87 252V251H86ZM85 252V253H86ZM218 252V253H217ZM233 253V252H232ZM87 255V254H86ZM85 255V256H86ZM96 255H97V253H96ZM104 255H106L105 253H103V255L102 256H104ZM241 255V254H240ZM100 256H101V254H100ZM192 257V256H191ZM219 257V256H218ZM220 257H222V255L220 254ZM219 257V258H220ZM230 257V256H229ZM89 258V257H88ZM103 257H101V259H102ZM100 259V260H101ZM144 261H146V260H144ZM177 264H179L180 262L179 261H175ZM141 263H143V262H141ZM2 264V263H1ZM256 264H264V256H262V257H260V259H259V261H257L256 262Z\"/></svg>","mask_w":264,"mask_h":264},{"label":"crops","instance_id":"crops-1","mask_svg":"<svg viewBox=\"0 0 264 264\" xmlns=\"http://www.w3.org/2000/svg\"><path fill=\"white\" fill-rule=\"evenodd\" d=\"M206 98H208L207 95L205 97V101L206 100H209L210 102L212 101L211 98H208V99H206ZM260 99H261V101L257 100V98L252 101L253 106H256V109L260 107L262 100H264V98H262V97ZM200 101L197 100V103ZM205 101L203 100L204 104L207 103ZM183 103L185 106V98L183 99ZM213 103L214 102H212V106L214 107L215 105ZM224 103H225V106L220 105V107H219L220 111H219V109L217 110L216 107L215 108L211 107V103L209 104L210 108L214 109V112H211L213 109L211 110L209 108L211 111L209 109H206L205 114L207 113L206 115H208V117H209L208 118L209 120H207V121H204L207 116L204 115V111L202 109H203V107L207 108L208 103L206 104L207 107L204 104L202 105V101H201L200 107H199L200 103L197 104L198 106H195L196 104L193 106L194 108H196V107L201 108V112H199L198 114L194 115V113H193V115H194L193 119L194 120L192 121V124H193L194 128L196 129V131L199 133L198 135H200V136L197 135V137L200 138L199 139L200 140L199 145L202 148L206 149V154H205L203 159H200L199 156L197 159L195 157L196 161L198 162V170H199L198 173L199 174L197 176L198 178L194 177L191 181L189 180V186L193 187V186L197 185L200 190H202V189L204 190V189L215 187V186H219L221 188L229 187L230 189H232V193L230 196L234 197V199H235V201H233V202H236V204H239L241 202L239 201L238 196L234 191V188L240 187L242 190H244L245 188H252V186L250 184V180H248V175L250 173H252L253 168L254 169L256 168L253 171L263 170V167H261V166L264 165V151H263L264 150V148H263L264 143H261V141L264 142V140H263L264 139V136H263L264 135V133H263L264 132V124L262 125L261 123L257 122L260 120V117H259V120L252 118L253 115H251V113L253 114V112L255 111V114H259L258 110H253V111H251L250 114H248V116H247L249 118V122H248V118H246V117L245 118L244 117L239 118V116L237 115L238 114L237 113V107L233 105L234 104L233 101H229V102L225 101ZM215 109L217 110L216 113H215ZM193 110H195V109H193ZM209 111L211 114H208ZM256 111H257V113H256ZM216 114H217V116L219 114V117H217V118L214 117V116H216ZM220 114H222V116ZM255 114H254V116H255ZM199 115H200V117H198ZM203 115L206 117H204ZM201 116H203L202 119L196 120L198 118H201ZM210 116H212L214 119ZM258 116H260V115H258ZM189 117H190V115H189ZM211 118L213 120H211ZM252 119H254L253 121L255 122V124H260L259 126L257 125L260 128L255 126ZM195 120L197 122H195ZM210 120H211L212 124H210V122H209ZM201 121H203L204 124H202ZM189 123L191 124L190 119L188 122V128L186 129L188 133L186 134V130H185V135L183 136V139H184L183 141L185 143L190 141L192 143V145L193 144L194 145L190 147L191 143H186L187 145L190 144L189 148H187L185 143L183 142L184 143L183 144V153L185 150L190 151V149L193 148L195 145H197V143L199 142L198 141L196 143L197 139L190 137V135H189L190 124ZM252 125H253V127H252ZM261 125H262V128H261ZM214 128H217V130ZM257 128H258V130H257ZM253 129H254V131H255V129L257 131V134H256V132H254V134L257 135L256 137L253 134ZM260 131L261 132L263 131V132L261 133ZM258 133H260V134H258ZM186 135L189 136V137H187L188 139H190L189 141H187V138H185ZM257 137H261L262 139L260 140V138L258 139ZM193 140L195 141V143L193 142ZM251 143H253V144H251ZM197 147H198V145H197ZM258 151H260L261 153ZM256 152L258 153V155L255 154ZM255 155H256V157H255ZM224 156L226 159L224 158ZM250 156L254 157V159L252 157L251 161H250ZM257 156H258V158H257ZM210 158H212L210 161L213 160L212 163L214 162L213 166L211 168H209L208 166L204 167V171H200L202 168L201 163L206 162V161H208V163H209L210 161L208 159H210ZM217 158L222 161L220 168L216 167L217 166L216 165ZM248 163H249V165H248ZM245 165H248L247 168L244 167ZM258 165H259V167L257 169ZM245 168L247 170H245ZM244 171H245V174H244ZM239 173H240V176H239ZM246 178H247V180H246ZM8 183L10 185L11 181H8ZM8 183H5V187L8 185ZM182 184H183V187L187 189V186L185 185L184 180L182 181ZM9 185H8V187H9ZM173 191L175 192V189ZM173 191H171V189L170 190L168 189V191H165V193H167L169 196L163 200H160V201L157 199V201H154V203L157 202L156 203L157 205H162V204H166L170 201H172V202L179 201L180 200L179 197H177L174 200H168L171 196H173V194H172ZM188 191H190V190H188ZM245 192H247V189ZM190 196H192V195L187 194V197L192 198ZM198 198L200 199V197H198ZM222 199H224V198L222 197ZM222 199H221V201H222ZM204 200H210L212 202V200L210 198H207V197L204 198ZM214 203L217 204L216 201ZM213 209L215 210L214 213H216V211H217L216 207H214ZM202 234L203 235L205 234L204 231H201V234L199 233V235H202ZM26 235L27 234L24 233V236H26ZM4 238L5 237L2 236V237H0V240H2ZM33 244H32V246H33ZM0 251H2L1 246H0ZM3 256H4V252H3V254H0V264L1 263L3 264Z\"/></svg>","mask_w":264,"mask_h":264}]
</instances>
